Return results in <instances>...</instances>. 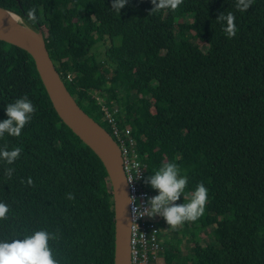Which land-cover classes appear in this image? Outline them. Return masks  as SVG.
<instances>
[{
  "label": "trees",
  "instance_id": "trees-1",
  "mask_svg": "<svg viewBox=\"0 0 264 264\" xmlns=\"http://www.w3.org/2000/svg\"><path fill=\"white\" fill-rule=\"evenodd\" d=\"M112 2L0 0V7L41 27L69 92L111 134L103 107L119 109L117 123L123 133L131 128L146 178L174 162L188 178L186 192L200 183L208 189L197 221L159 223L162 264H264V0L246 12L235 0H184L175 12L153 13L151 0H129L120 14ZM33 7L35 22L26 16ZM227 11L235 14L233 38L216 21ZM99 43L102 59L93 53ZM25 95L35 107L30 123L19 137L0 138V148H22L13 165L0 159V202L10 208L0 241L44 230L59 237L51 242L59 264H114V200L102 162L57 115L32 57L0 41V122Z\"/></svg>",
  "mask_w": 264,
  "mask_h": 264
},
{
  "label": "clouds",
  "instance_id": "clouds-1",
  "mask_svg": "<svg viewBox=\"0 0 264 264\" xmlns=\"http://www.w3.org/2000/svg\"><path fill=\"white\" fill-rule=\"evenodd\" d=\"M128 2L129 0H113L111 10L120 14ZM151 3L154 6L151 13L164 10L175 12L184 0H151ZM253 3L254 0H235V7L237 11L246 12ZM26 16L29 21H37L36 8L27 10ZM216 21L226 23L223 31L228 38L235 37L237 27L235 14L232 11L220 14ZM34 113L35 107L27 95L17 99L14 103H9L6 107L8 119L0 122V138H3L6 133L11 137H19L25 126L30 123ZM21 153L22 148L15 147L8 150L5 144L0 148V159L7 165H13L20 158ZM14 172L15 168L8 167L4 174L11 179ZM144 183L157 190L159 194L149 198L147 207L137 205L135 198L128 200V204L133 205L132 211L136 218L161 216L172 229H177L185 222H195L204 215L208 189L200 183L194 192H186L188 178L181 175V170L176 163L163 164L159 170L154 172V175L147 177ZM27 184L33 185L31 177L28 178ZM182 196L184 203L177 204L176 202ZM66 198L73 200L75 197L72 193H67ZM9 211V206L0 202V220L7 219ZM58 238L56 233L38 230L25 235L22 239L0 241V264H59L51 246V242L57 241Z\"/></svg>",
  "mask_w": 264,
  "mask_h": 264
},
{
  "label": "water",
  "instance_id": "water-1",
  "mask_svg": "<svg viewBox=\"0 0 264 264\" xmlns=\"http://www.w3.org/2000/svg\"><path fill=\"white\" fill-rule=\"evenodd\" d=\"M0 41L22 49L32 57L57 115L102 162L114 200V264H131L130 188L119 145L69 92L50 57L41 27L35 29L18 14L0 7Z\"/></svg>",
  "mask_w": 264,
  "mask_h": 264
},
{
  "label": "built area",
  "instance_id": "built-area-1",
  "mask_svg": "<svg viewBox=\"0 0 264 264\" xmlns=\"http://www.w3.org/2000/svg\"><path fill=\"white\" fill-rule=\"evenodd\" d=\"M103 111L102 119L111 127L112 136L119 142L121 148L123 166L130 188V199L135 198L137 205L147 207L149 198L155 195L145 188L144 180L147 179L145 175L147 165L138 159L134 149V140L131 137V128L126 125L125 133H123L119 127L116 120V116L119 114L118 108L111 112L107 107H103ZM176 203L178 204V202ZM132 208L133 205L130 204L132 221L131 264L158 263L160 260L159 252L162 249L159 223L164 218L161 216H156V219H151L148 216L136 218Z\"/></svg>",
  "mask_w": 264,
  "mask_h": 264
},
{
  "label": "rangeland",
  "instance_id": "rangeland-1",
  "mask_svg": "<svg viewBox=\"0 0 264 264\" xmlns=\"http://www.w3.org/2000/svg\"><path fill=\"white\" fill-rule=\"evenodd\" d=\"M104 51H105V48H104V46L102 45V43H99V44H97L94 48H93V53H95L96 55H97V57H99L100 59H102L103 58V56H104ZM102 71H103V73L105 74V76L110 80L111 78H112V76H113V73L111 72V70H110V68L109 67H102ZM106 87H108V85L106 86ZM100 94V92L99 91H97V92H95V96H98ZM98 100L99 101H101L102 102V100H100L99 98H98ZM104 121V120H103ZM103 121H101V122H103ZM105 123H106V121H105ZM102 125H103V127L106 129V127L108 128V126H106L104 123H101ZM107 124V123H106ZM107 130V129H106ZM110 134V133H109ZM111 136H112V134H110ZM113 137V136H112ZM113 139H114V137H113ZM115 140V139H114ZM116 142H117V144L119 145V142L117 141V140H115ZM119 147H120V145H119ZM121 149V148H120ZM149 218H151V219H156V216L155 217H149ZM161 230H160V234H161ZM210 232L211 231H208V232H206V234L204 235L205 236V240H204V243H207V242H209V241H211L212 239H211V236H210ZM163 263V260L161 259V260H159V262H158V264H162Z\"/></svg>",
  "mask_w": 264,
  "mask_h": 264
}]
</instances>
